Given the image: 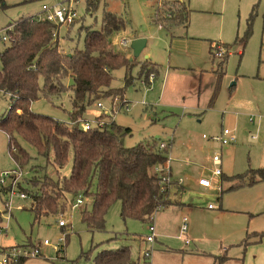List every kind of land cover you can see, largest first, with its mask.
I'll return each instance as SVG.
<instances>
[{
    "label": "rangeland",
    "instance_id": "1",
    "mask_svg": "<svg viewBox=\"0 0 264 264\" xmlns=\"http://www.w3.org/2000/svg\"><path fill=\"white\" fill-rule=\"evenodd\" d=\"M166 1L170 0H98L97 8L89 12L86 0H4L0 52L9 45L2 39L8 36L7 25L32 16L43 19L44 4L76 11L74 24L59 26L65 52L84 49V28H103L106 12L125 20L124 29L108 35L114 50L131 59L132 40L146 39V47L128 69L113 70L111 87L123 89V102L115 95L102 98L103 107L91 104L83 117L94 126L103 114L102 118H113L123 129L129 128L123 135L126 146L167 141L173 180L170 198L179 200L159 210L149 223L123 219L121 203L116 202L106 213L103 230H93L82 220V211L92 207L91 195H82L83 203L73 207L78 195L68 194L63 209L36 218L30 194L21 187L33 189L28 181L35 174L68 177L72 154L64 167L55 168L22 142L31 160L17 177L12 173L19 167L10 153L9 137L0 129V262L13 246L39 245L41 255L24 264H94L102 250L120 246L129 247L141 264H264V240L257 242V236H250L264 231V180L231 189L227 188L235 183L223 180L244 173L247 178L257 177V170L264 167V0H180L191 9L189 24L159 27L154 16ZM211 41L224 47L223 58L214 57ZM146 67H153L148 76ZM65 82L70 86L72 79ZM217 85L218 94L210 104ZM70 96L71 91L52 100L42 97L31 108L64 120L72 109ZM7 106L2 99L0 115ZM224 128L236 140L222 146L218 137ZM216 154L222 158L218 166L212 160ZM32 166L39 168L37 173ZM216 167L221 168L220 175L213 173ZM201 177L209 179L211 186L197 184ZM19 187L27 197H21ZM37 190L38 186L33 189ZM61 217L68 220L64 227L58 224ZM151 224L155 238L148 242ZM45 239L50 242L47 246L42 244ZM146 251L149 258L144 257Z\"/></svg>",
    "mask_w": 264,
    "mask_h": 264
},
{
    "label": "trees",
    "instance_id": "2",
    "mask_svg": "<svg viewBox=\"0 0 264 264\" xmlns=\"http://www.w3.org/2000/svg\"><path fill=\"white\" fill-rule=\"evenodd\" d=\"M97 5L98 0H86L89 12L95 10ZM2 6L4 0H0ZM179 9H182L180 13ZM189 15L190 9L184 2L170 0L159 5L154 18L163 26L186 27ZM59 26L37 16L13 21L6 27L9 45L0 52V101L5 99L8 102L0 115V129L9 137L10 153L19 169L31 160L22 142L35 148L55 168L64 167L70 153L73 158L68 177L58 173L57 179L49 176L38 178L35 174L28 184L32 188L38 186L37 191H33L35 187H21L30 194L31 210L36 218L55 214L65 207L62 200L65 202L68 194H82L93 196L91 209L82 211V220L93 230L105 229L106 213L116 202L121 203L123 219L137 218L152 222L159 210L172 205V172L163 168L170 147L160 149V142L126 146L123 135L130 129H123L113 118L109 121L102 118L103 114L97 118V121H103L102 125L89 130L83 128L87 106L114 95L120 96L122 102L124 100L123 89L111 87L113 70L119 67L128 69L135 59L130 60L122 51L114 50L108 35L124 29L125 20L106 12L103 28L85 27V48L72 52L63 50ZM144 69L147 76L153 72V67ZM67 78L72 79L70 86L65 82ZM126 81L129 83L131 79ZM69 91L72 109L67 112V119L38 113L31 108L32 102L39 98L52 100ZM216 95L217 92L213 99ZM9 106L11 109H8ZM32 167L37 173L39 168ZM257 172V177L247 178L244 173L224 177L223 180L235 183L227 189L263 181L264 167ZM166 177H170V182L163 181ZM94 180L97 181L95 187ZM19 190L24 192L20 187ZM253 235L257 236L258 242L264 240V231L254 232L250 236ZM144 257L149 258L146 254ZM27 260L21 258L9 264H24ZM94 264L141 263L132 257L129 247L120 246L102 250Z\"/></svg>",
    "mask_w": 264,
    "mask_h": 264
},
{
    "label": "built area",
    "instance_id": "3",
    "mask_svg": "<svg viewBox=\"0 0 264 264\" xmlns=\"http://www.w3.org/2000/svg\"><path fill=\"white\" fill-rule=\"evenodd\" d=\"M42 10L44 13V18L47 19L48 21L52 22V23L57 24V25L73 24L77 19L76 11L74 10V8L69 7V6H64L61 4H55V5L44 4L42 7ZM160 26H162V25L160 24ZM55 35H57V33ZM2 39L6 40L7 37L3 36ZM126 43H127L126 39H123L122 44L126 45ZM211 44H212V49L214 50V52H213L214 56L219 57V58H223L224 52H225L224 47L220 43H217V42H212ZM96 105L98 107H103V104L101 101L97 102ZM102 124H103V121H97L96 122V125H102ZM96 125L92 126V124L90 123V120L83 121V128L86 130L91 129V128L95 127ZM218 138L220 139L221 143L224 145L234 143L236 140V137L233 135V133L228 128H224ZM159 147H160V149H165L166 147H170V145L167 141H160ZM212 160L216 166L221 165V163H222L221 155H218V154L214 155ZM163 168H165L168 171L171 169V158L169 156L165 160V162L163 164ZM20 171L21 170L19 169L18 172L13 171L12 173L17 175V177H19ZM213 173L215 175H220L222 173V170L220 167H216V168H214ZM4 174H5V176H7L8 172H5ZM16 181L17 180L13 179V184ZM163 181L164 182H170V177L163 178ZM198 183H199V185L204 186V187H210L211 186V181L205 177H201L198 180ZM27 196H28L27 193L21 192V197L25 198ZM81 203H83L82 194L78 195V197L76 199V203H74L72 206L74 207V206L81 204ZM209 207H211V205H209ZM182 220L186 221L187 219L184 216L182 218ZM58 224L61 227H64L68 224V220L63 219L61 217ZM149 228L151 231V235L147 236V241L153 242L154 238H155V225L151 224L149 226ZM186 229H187V227L184 224L182 226V229H181L182 234L186 233ZM184 241L186 244L189 243V239L186 238V236H185ZM42 244L47 246L50 244V242H49V240L45 239ZM145 254L148 256L150 253H149V251H146ZM39 255H41V247L39 245L13 246L11 249V253H8L7 256L0 263L1 264H9L11 262H16L17 260H19L21 258L30 259V258H35Z\"/></svg>",
    "mask_w": 264,
    "mask_h": 264
},
{
    "label": "water",
    "instance_id": "4",
    "mask_svg": "<svg viewBox=\"0 0 264 264\" xmlns=\"http://www.w3.org/2000/svg\"><path fill=\"white\" fill-rule=\"evenodd\" d=\"M146 46V39L145 38H135L131 42V49L133 51V57L130 60L136 59L141 54L142 50Z\"/></svg>",
    "mask_w": 264,
    "mask_h": 264
},
{
    "label": "crops",
    "instance_id": "5",
    "mask_svg": "<svg viewBox=\"0 0 264 264\" xmlns=\"http://www.w3.org/2000/svg\"><path fill=\"white\" fill-rule=\"evenodd\" d=\"M188 8H189V7H188ZM255 8H256V7L254 6V7H253V10H255ZM190 12H191V9H190ZM188 24H189V23H188ZM159 27H162V26L159 25ZM184 27H185V26H184ZM212 42H213V41H211V43H212ZM211 43H210V44H211ZM145 47H146V46H145ZM210 48H211V50H212V44H211V47H210ZM142 51H143V50H142ZM141 53H142V52H141ZM213 55H214V54H213ZM132 57H133V56H132ZM214 57H215V56H214ZM167 73H168V70H166V74H167ZM217 81H219V79H217ZM218 90H219V87H218V85H217V87H216L215 90H214V93L217 92V94H218ZM214 93H213V95H214ZM213 95H212V97H211V99H210V101H209L210 104H212V103L214 102V100H215V98H216V96H217V95H216L215 98L213 99ZM222 130H223V129H222ZM222 130H221V132H222ZM221 132L219 133V135L221 134ZM232 133H233V132H232ZM233 135L235 136L234 133H233ZM235 137H236V136H235ZM231 144H232V143H231ZM221 145L223 146L224 144L221 143ZM227 145H228V144H227ZM199 179H200V178H199ZM199 179H198V180H199ZM198 180H197V184H199V183H198ZM200 186H201V185H200ZM203 187H204V186H203ZM170 199H171L172 201H177V200H179L178 197H177V198H174V199L171 197ZM172 205H174L173 202H172ZM155 215H156V214H155ZM183 217H184V216H183ZM183 217H182V218H183ZM182 221H183V220H182ZM183 222H185V221H183ZM183 225H184V224H183ZM257 242H258V241H257ZM254 243H256V242H254Z\"/></svg>",
    "mask_w": 264,
    "mask_h": 264
}]
</instances>
